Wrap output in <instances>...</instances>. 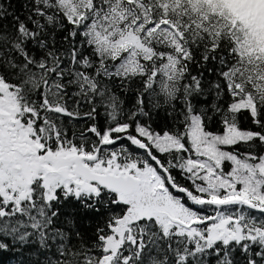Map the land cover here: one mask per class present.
<instances>
[{
  "label": "snow or ice",
  "instance_id": "obj_1",
  "mask_svg": "<svg viewBox=\"0 0 264 264\" xmlns=\"http://www.w3.org/2000/svg\"><path fill=\"white\" fill-rule=\"evenodd\" d=\"M18 3L0 0V251L264 264V0Z\"/></svg>",
  "mask_w": 264,
  "mask_h": 264
},
{
  "label": "trees",
  "instance_id": "obj_2",
  "mask_svg": "<svg viewBox=\"0 0 264 264\" xmlns=\"http://www.w3.org/2000/svg\"><path fill=\"white\" fill-rule=\"evenodd\" d=\"M13 4L16 6L17 10L19 9L18 0H12ZM164 120L159 117L154 124V127H163ZM37 257L28 252H21L16 249L8 250V251H0V264H20L21 261H24L25 264L31 259H36ZM42 259V258H41Z\"/></svg>",
  "mask_w": 264,
  "mask_h": 264
}]
</instances>
